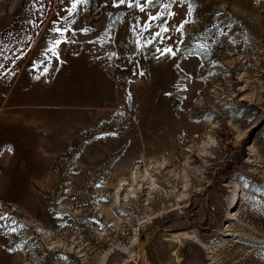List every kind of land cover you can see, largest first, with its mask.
Returning a JSON list of instances; mask_svg holds the SVG:
<instances>
[{"label":"rangeland","instance_id":"374dc122","mask_svg":"<svg viewBox=\"0 0 264 264\" xmlns=\"http://www.w3.org/2000/svg\"><path fill=\"white\" fill-rule=\"evenodd\" d=\"M32 3L0 0V39L13 46L0 71L15 72L0 78V214L17 222L0 264H264V0H195L181 52L205 35L208 54L159 61L121 39L108 16L121 10L91 0L74 16L78 43L39 80L61 5L45 0L32 30ZM145 171L159 189L145 181L117 202Z\"/></svg>","mask_w":264,"mask_h":264},{"label":"snow or ice","instance_id":"6c2138e0","mask_svg":"<svg viewBox=\"0 0 264 264\" xmlns=\"http://www.w3.org/2000/svg\"><path fill=\"white\" fill-rule=\"evenodd\" d=\"M91 0H68L70 6L65 7V0H59L61 5L60 10L56 13V19L51 21V26L49 27L48 33L46 34V47L42 53L41 66L43 71L40 72L34 78L39 80L41 76H46L49 74V67L52 61L55 60L57 63H62L61 59V45L62 44H76L77 40L69 38L76 36V32L73 31L72 25L76 24L74 16L78 14L79 8L82 6H87ZM259 3L260 0H255ZM48 4L52 3V0H47ZM36 4L40 7L36 8ZM107 4L114 9L121 10L120 14L116 15L113 19V13L109 12V19L112 20L113 25L116 22H121L124 25L125 32L121 37L126 44L133 47V52L140 53L145 50H151L154 52V58L159 61L161 59H173L177 58V54L181 53L185 60L189 56L197 57L198 53L207 55L208 45L205 42V35H196L193 37L195 41L191 47H185L184 51L187 55L181 52V45L185 44V26L189 23H195L196 21L191 20L193 13L197 10L195 0H107ZM45 0H33L32 7L35 8V13L40 14L39 23L34 19H29L26 24L31 27L32 30L38 29L41 24L44 23L43 16L45 15ZM127 9V13H124L122 9ZM174 8L182 10L181 12L174 11ZM34 13V14H35ZM63 13V15L61 14ZM180 15L181 19L176 20V17ZM220 13H217L219 16ZM131 17V19H125V17ZM213 27L217 30V35L227 36L228 33L224 31V28L220 24H215ZM230 28L231 25H226ZM210 31V30H209ZM82 34H87L89 32L88 28L81 29ZM172 33L177 34L173 36ZM39 33H37L38 35ZM131 37L128 39V37ZM32 40L30 35L25 36L22 39V43H29ZM171 41V44H169ZM114 43L113 34L111 28L105 32L104 43ZM89 43L94 46L99 43L96 40H89ZM234 43V41H233ZM160 44L161 47L156 45ZM101 47L104 44L100 45ZM12 47L5 43L4 40L0 39V60L4 61L0 63V70L5 69V64L13 59L12 56L7 55L8 52L12 51ZM23 51V50H21ZM109 60L113 58L119 59L116 51H111L106 53ZM23 57H16V59H22ZM129 63L134 64L133 75L143 76L145 73L139 71V62L134 61L133 57H126ZM215 63V62H214ZM177 69L183 71L179 64L175 65ZM199 67H203V63L199 64ZM9 75H15L12 69L8 71H0V78H7ZM184 78L191 80L192 76L188 73L184 74ZM187 91L186 88L182 89ZM128 99H131V94L129 93ZM123 115V113H118ZM112 136H116L117 133H110ZM8 152H12L11 148L7 149ZM0 155L3 152L0 151ZM99 187L100 185H96ZM0 221H10L11 223H0V236H7L16 233L17 228L16 220L13 217L5 216L0 214ZM19 227L23 228V225ZM62 259H67V257H61Z\"/></svg>","mask_w":264,"mask_h":264},{"label":"bare ground","instance_id":"6f19581e","mask_svg":"<svg viewBox=\"0 0 264 264\" xmlns=\"http://www.w3.org/2000/svg\"><path fill=\"white\" fill-rule=\"evenodd\" d=\"M145 181L149 182L148 189L153 190V191H157L159 189L158 185L156 184V179L154 178L153 175L149 174L147 171H145V175L143 176H139L137 173L133 172L130 177V181L128 182V180H126L124 184H121L122 185L121 188L120 187H119L120 189L118 188L119 190L116 193L117 202H119L121 193L127 191V188L130 189L131 192H128V191L126 192V195H125L126 198H129V199L135 198L139 192L144 191L143 188H144Z\"/></svg>","mask_w":264,"mask_h":264}]
</instances>
